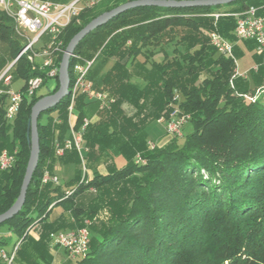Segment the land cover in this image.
<instances>
[{
  "label": "trees",
  "instance_id": "1",
  "mask_svg": "<svg viewBox=\"0 0 264 264\" xmlns=\"http://www.w3.org/2000/svg\"><path fill=\"white\" fill-rule=\"evenodd\" d=\"M128 1L97 0L85 6L61 33L63 51L55 56L54 66L59 69L69 41L92 19ZM250 6L262 7L264 14V0L135 7L80 41L74 54L96 56L89 73L94 88L108 90L115 98L112 108L99 112L100 119L83 132L85 166L94 169V177L81 183V171L65 185L42 183L45 168L53 172L56 139L71 134L70 94L40 115V159L26 201L17 215L0 224V250L10 252L22 239L11 264H52L51 233L81 227L104 208L110 216L90 225L88 255L65 264H264V64L255 53L258 69H250L247 77L236 76L231 84L236 64L209 40V33L217 30L236 42V18L211 14L237 13ZM23 40L13 19L0 10V73L15 61L7 73L13 81L24 80L13 121L6 118L8 94H0V154L8 150L15 157L10 170L0 168V214L20 193L30 156L32 107L60 84L59 70L49 76L52 66L41 67L29 58L30 52L18 58ZM171 44L170 53L165 47ZM243 44L250 51L256 48L253 41ZM243 47L235 45L236 57L245 54ZM159 52L163 58L157 60ZM75 61L72 56L70 89ZM134 76L143 84L132 81ZM34 77L42 78L41 86L52 79L55 85L29 96L28 81ZM176 94L182 111L190 114L191 131L147 150V126L169 116ZM95 106L97 101L78 95L76 130L92 117ZM138 152L146 164L135 163ZM117 156L125 165L117 164ZM61 161L82 164L75 148ZM99 164L106 165L107 174L97 171ZM65 186H74V191L69 194ZM84 194L89 196L87 204L80 201ZM56 205L68 216L50 222ZM32 225L39 239L29 234Z\"/></svg>",
  "mask_w": 264,
  "mask_h": 264
},
{
  "label": "built area",
  "instance_id": "2",
  "mask_svg": "<svg viewBox=\"0 0 264 264\" xmlns=\"http://www.w3.org/2000/svg\"><path fill=\"white\" fill-rule=\"evenodd\" d=\"M94 4H83V0H73L69 3H59L55 0H0V10L6 13L13 19L16 30L20 36L24 38V48L19 53L18 58L30 52L29 58L38 62L41 59V67L52 66L49 76H55L58 68L54 66L55 56L63 51V42L60 37L63 30L68 24L79 15L85 6ZM262 7L250 6L245 10L237 13H214L211 14L216 19L220 15H233L236 18V27L234 33L239 41H253L256 44L257 54L261 57V62L264 64V14L260 13ZM210 44L223 55L231 57L235 64L236 70L231 79L236 76L247 77L250 69L246 71L240 70L238 58L235 55V43L223 36L219 31L213 30L209 33ZM42 44L41 49L36 51L38 44ZM76 59L73 74L74 83L71 90V103L69 105V118L74 113V103L78 95L85 94L89 99L99 102L101 109H110L115 98L107 91L97 90L94 88L93 82L89 79V73L94 65L96 56L91 59H86L81 55L74 54ZM258 64L253 65L251 69L257 70ZM8 70L4 72L2 77L6 82H10L11 76L8 75ZM8 75V76H7ZM42 78L34 77L28 81L27 95L31 96L41 86ZM11 99V102L6 111V118L13 121L19 111L23 97L22 91L14 92L12 89L6 91ZM181 96L176 94L169 106L171 112L169 116H162L158 119L171 136H182V128L190 119L188 113H184L179 106ZM91 123L90 118L84 119V124L81 130H76L75 125H70V137L63 141H58L54 144V153L56 157L65 156L68 150L75 148L83 162V175L81 183L88 182L87 168L85 166L84 153L88 150L84 146L83 132ZM150 149L156 147V143L149 142ZM15 162V157L8 150H3L0 154V168L2 170H10ZM136 164H145L146 161L141 155H137ZM42 183L60 184L58 175L45 169L42 177ZM93 189V188H92ZM74 190L68 191L71 194ZM89 221V220H88ZM87 222V221H86ZM88 224L67 231H57L51 233V241L60 247H63L72 260L84 258L88 255L90 247V229ZM35 228V225L29 227L30 233ZM22 239L17 241L13 249L9 252L5 249L0 250V255L4 260L11 264L16 250L19 247Z\"/></svg>",
  "mask_w": 264,
  "mask_h": 264
},
{
  "label": "water",
  "instance_id": "3",
  "mask_svg": "<svg viewBox=\"0 0 264 264\" xmlns=\"http://www.w3.org/2000/svg\"><path fill=\"white\" fill-rule=\"evenodd\" d=\"M237 0H132L123 3L109 11H105L92 19L84 28H82L74 37L69 41L59 66V88L52 94L41 97L32 107L31 117L29 120V134H30V156L26 167L25 175L20 188V193L16 201L9 209L0 214V224L13 218L17 215L25 201L28 188L31 184L35 170L38 167L40 159V136L38 121L40 115L57 106L63 98L71 94L70 85V61L74 55V51L80 41L94 29L106 24L117 15L125 12L131 8L141 6H159V7H195V6H217L235 2ZM15 62V61H14ZM9 66L8 70L14 64Z\"/></svg>",
  "mask_w": 264,
  "mask_h": 264
},
{
  "label": "crops",
  "instance_id": "4",
  "mask_svg": "<svg viewBox=\"0 0 264 264\" xmlns=\"http://www.w3.org/2000/svg\"><path fill=\"white\" fill-rule=\"evenodd\" d=\"M55 1H57L59 3L65 4V3H69V2H71L73 0H65V1L64 0H55ZM94 1H97V0H94ZM234 35H235V33H234ZM243 42L244 41H239L237 39L236 42H234V43H235V45H237V43L239 45H243L244 46L243 47L244 48V52L245 53L246 52H250L252 54V61H253L252 62V65H255L256 64L255 59L257 58L256 55H258L256 53V48L253 49L252 51L247 50V48L245 47V45L243 44ZM255 53H256V55L254 57L253 54H255ZM111 61H113V60H111ZM9 66L6 67V69L1 72L2 74L0 73L1 74L0 75V81L3 78L2 75L4 74L5 71L8 70ZM246 70H248V68ZM246 70H242V71H246ZM12 83H13L12 78H11V80H10L9 83L6 82V80H4V78H3L2 82L0 83V94L1 93H7L6 91L9 90V89H11ZM21 88H20L19 91H21ZM103 91L109 92L108 90H103ZM89 100H92V99H89ZM10 102H11V99H10V96L8 94L6 109L8 108ZM94 102H96V100H94ZM124 107H126V105H124ZM111 108H112V105H111L110 109ZM110 109H108V110H110ZM90 119H91V123H94V122H96V121H98L100 119V116H99L98 113L95 112ZM76 120H77V116H76L75 113H73V115L69 118L70 125H75L76 124ZM9 121H11V120H9ZM69 136L70 135L68 134V136L65 137V139L66 138H69ZM168 138H171V137L169 136ZM58 141H61V140L56 139V142H58ZM166 142H163V140H162L161 143L163 144V143H166ZM61 159H62V157H56V161L53 163V172L52 173H54V174H56V175L59 176V178H60V184L59 185H63V184L65 185V184L71 182V180H73L74 177L79 174V171H82L83 170V168H82L83 167V162H82L81 166H76V165H73V164H65V163H62ZM115 161L117 162V164L119 166H123L126 163V162H124L125 160H124V158L122 156L115 157ZM79 168H80V170H79ZM96 169L101 174H104L105 175V174L108 173V170H107V167H106L105 164H99ZM93 177H94V169H91V168L90 169H87V179L88 180H91V179H93ZM65 188H66L67 191H70L71 189L74 188V186H71V187L65 186ZM89 191L92 192L91 190H89ZM80 201H84L83 203L84 204H87L89 202V196L88 195H85V194L82 195L80 197ZM63 215L68 216V213L64 211V209H63V207L61 205L52 206L51 207L50 214L48 216V221L54 222V221L58 220L59 218H61ZM59 231H67V230H65V229L63 230L62 229V230H59ZM29 234H31V236L34 237L35 239H39V233H38V231H37L36 228H34ZM50 243H52V247H51V253L53 255L52 264H65V263H71V261H73L69 257L67 251L63 247H60L58 245H55L52 241Z\"/></svg>",
  "mask_w": 264,
  "mask_h": 264
},
{
  "label": "rangeland",
  "instance_id": "5",
  "mask_svg": "<svg viewBox=\"0 0 264 264\" xmlns=\"http://www.w3.org/2000/svg\"><path fill=\"white\" fill-rule=\"evenodd\" d=\"M92 2H95L94 0H83V4H90V3H92ZM24 43V42H23ZM42 46V44L40 43V44H38L37 45V47H36V51L37 50H39V49H41L40 47ZM173 47V45L171 44V45H167L166 47H165V49H167L170 53H171V50L173 49L172 48ZM256 53H257V51H256ZM254 55V54H253ZM83 57V56H82ZM155 59H157V60H160V59H162L163 58V53H161V52H159V53H157L156 55H155V57H154ZM238 58V63H239V67H240V69L241 70H246L247 68L248 69H251L252 68V54L250 53V52H246L245 53V55L244 56H239V57H237ZM140 59H144L142 56L140 57ZM37 63H42V61H41V59H39L38 60V62ZM113 63V61H110L108 64H107V66H106V69L108 68V67H110L111 66V64ZM10 64H12V63H10ZM9 64V65H10ZM8 65V66H9ZM252 65V66H251ZM256 65V64H255ZM7 66V67H8ZM6 69V68H5ZM4 69V70H5ZM2 74V73H1ZM0 74V75H1ZM8 75H10L11 77H12V75H11V73H8ZM7 75V76H8ZM132 81H134V82H136V83H140V84H143V80L141 79V78H139V77H137V76H134L133 78H132ZM24 85V80H22V79H15L14 81H13V83H12V85H11V89L14 91V92H17V91H19L20 90V88L22 87ZM55 85V80H49L48 81V83H47V85H45V86H40L37 90H38V93L40 94V93H45V92H47L49 89H50V87H53ZM99 103V102H98ZM96 104V103H95ZM98 105V104H97ZM102 110H106V109H101L100 108V105H99V107L97 106H95V112L96 113H98V114H100L99 112H101ZM108 110V109H107ZM130 110V109H129ZM190 115V114H189ZM162 117V116H161ZM161 117H159V118H161ZM158 118V119H159ZM44 119H46V116L44 117ZM158 119L157 120H154V121H152V122H150V124L147 126V128H146V130H147V134H148V140H147V150H153V149H150V147H149V142H153V143H156L157 145H162V140H163V142H168V140H170L171 138H172V136L170 135V134H168L167 133V131H166V129H165V127H164V124H160L159 122H158ZM191 131V124H190V122H186L185 123V125L183 126V128H182V134H187L188 132H190ZM171 137V138H168V137ZM166 142V143H167ZM163 144H165V143H163ZM156 145V146H157ZM156 148V147H155ZM154 148V149H155ZM137 155H141L142 156V153H140V152H138L137 154H136V156H135V158H134V161L136 160V158H137ZM143 157V156H142ZM144 160L146 161V163H147V159H145L144 158ZM123 161V160H122ZM121 161V162H122ZM125 162V161H124ZM145 163V164H146ZM85 165H86V159H85ZM83 168V167H82ZM86 168H87V166H86ZM45 169H47V170H49L50 171V169L49 168H45ZM79 170H80V168H79ZM81 173V171H79V174ZM82 175H83V170H82ZM93 193L92 194H94L95 192H96V190L93 188H91L90 189ZM109 216H110V213H109V210L108 209H102V210H100L99 212H98V214H97V216H95L94 218H87V219H85L84 220V222H83V225L84 224H88L89 226L90 225H92V223L94 222V220H96L97 218L99 219V220H107L108 218H109ZM89 220V221H88ZM87 221V222H86ZM79 228V227H78ZM33 233V232H32ZM31 233V234H32ZM30 234V235H31ZM50 247H52V243H50ZM0 264H6V261L4 260V258H2V256L0 255Z\"/></svg>",
  "mask_w": 264,
  "mask_h": 264
}]
</instances>
